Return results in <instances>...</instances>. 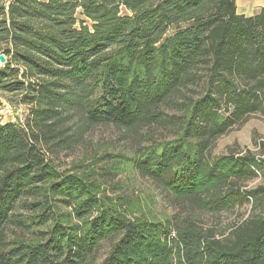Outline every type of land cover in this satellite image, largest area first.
<instances>
[{"label": "trees", "instance_id": "1", "mask_svg": "<svg viewBox=\"0 0 264 264\" xmlns=\"http://www.w3.org/2000/svg\"><path fill=\"white\" fill-rule=\"evenodd\" d=\"M2 54L0 93L30 116L0 123V264H264V210L217 236L191 216L133 218L102 191L127 162L203 211L264 203V188L238 187L264 162L211 155L264 113V7L247 17L236 0H0ZM101 125L133 151L83 174L54 164Z\"/></svg>", "mask_w": 264, "mask_h": 264}, {"label": "rangeland", "instance_id": "2", "mask_svg": "<svg viewBox=\"0 0 264 264\" xmlns=\"http://www.w3.org/2000/svg\"><path fill=\"white\" fill-rule=\"evenodd\" d=\"M3 65L5 64L0 62V66ZM10 98H13V103L10 102ZM29 116L30 108L17 104V97L0 93L1 124L9 122L24 124ZM150 135L157 140L172 139L170 133L158 130ZM145 144H147L146 141H143V145ZM132 151L130 140L124 139L119 130L112 125H101L87 135L83 145L67 153L54 154L52 158L60 170L83 174L88 172L86 168H89L91 164L111 165L116 160H122L117 158V155H127ZM211 155L214 158L229 155H235L237 158L252 156L264 162V113L252 115L244 125L237 126L228 134L220 137L215 142ZM260 166L256 178L238 185L242 191L264 188V163ZM119 167V173L103 179L106 184L117 185V187L110 185L102 188V191L115 198L117 203H123L122 210L133 218L166 221L172 215L179 218L191 216L204 228L216 231L217 236H227L232 226L264 210V203L253 204L251 201L229 211H203L189 202L173 198L155 182L141 176L127 162ZM110 245V242L104 243L101 256H105Z\"/></svg>", "mask_w": 264, "mask_h": 264}, {"label": "crops", "instance_id": "3", "mask_svg": "<svg viewBox=\"0 0 264 264\" xmlns=\"http://www.w3.org/2000/svg\"><path fill=\"white\" fill-rule=\"evenodd\" d=\"M236 4L239 14L253 17L264 7V0H236Z\"/></svg>", "mask_w": 264, "mask_h": 264}, {"label": "water", "instance_id": "4", "mask_svg": "<svg viewBox=\"0 0 264 264\" xmlns=\"http://www.w3.org/2000/svg\"><path fill=\"white\" fill-rule=\"evenodd\" d=\"M0 62L2 63V64H6L7 63V58H6V56L5 55H0Z\"/></svg>", "mask_w": 264, "mask_h": 264}]
</instances>
